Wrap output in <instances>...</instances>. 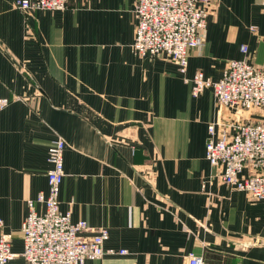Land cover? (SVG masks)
Wrapping results in <instances>:
<instances>
[{
    "label": "crops",
    "instance_id": "1",
    "mask_svg": "<svg viewBox=\"0 0 264 264\" xmlns=\"http://www.w3.org/2000/svg\"><path fill=\"white\" fill-rule=\"evenodd\" d=\"M0 0V236L26 264V202L47 189L48 147L61 138L62 212L104 247L84 264H264V200L223 183L205 159L207 125L248 119L196 97L184 80H218L229 61L264 69V0H212L202 46L186 74L165 57L135 56L136 0H70L60 11H21ZM241 45L247 51L242 53ZM249 173L245 168L243 175ZM37 211H43L38 204ZM90 232L84 233L89 237Z\"/></svg>",
    "mask_w": 264,
    "mask_h": 264
},
{
    "label": "built area",
    "instance_id": "2",
    "mask_svg": "<svg viewBox=\"0 0 264 264\" xmlns=\"http://www.w3.org/2000/svg\"><path fill=\"white\" fill-rule=\"evenodd\" d=\"M70 0H15V8L24 11H60ZM212 0H136L135 35L132 53L140 58L165 57L174 62L184 76L190 49L202 46V32ZM242 53L247 51L241 45ZM196 97L204 89H211L217 106L230 112H246L248 119H237L223 126L215 138L216 122L207 125L204 156L212 167L220 166L225 185L247 193L255 200H264V69L244 60H231L221 77L212 81L202 72L184 79ZM9 100L0 96V110ZM65 142L53 140L48 147L46 173L47 189L26 202L20 234L22 257L26 264H84L87 260L105 255H124L104 247L108 239L105 228L91 229L83 220L72 221L62 212L59 193L64 177L63 151ZM245 168L249 173L243 175ZM43 207L37 211V205ZM1 225V221H0ZM90 232L89 237L84 233ZM13 258L10 235L0 236V264ZM186 264H208L201 256L188 253Z\"/></svg>",
    "mask_w": 264,
    "mask_h": 264
}]
</instances>
